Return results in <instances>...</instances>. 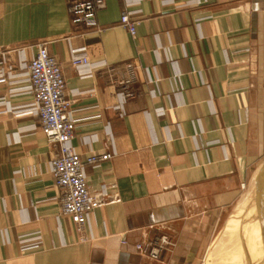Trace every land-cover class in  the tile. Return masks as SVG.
Masks as SVG:
<instances>
[{
    "label": "crops",
    "instance_id": "1",
    "mask_svg": "<svg viewBox=\"0 0 264 264\" xmlns=\"http://www.w3.org/2000/svg\"><path fill=\"white\" fill-rule=\"evenodd\" d=\"M67 2L0 0V264H200L264 156V0H104L100 30L73 25ZM40 42L73 101L72 146L83 160L112 153L86 166L99 205L84 242L60 212L57 147L29 111ZM160 233L173 239L161 260L137 251Z\"/></svg>",
    "mask_w": 264,
    "mask_h": 264
},
{
    "label": "built area",
    "instance_id": "2",
    "mask_svg": "<svg viewBox=\"0 0 264 264\" xmlns=\"http://www.w3.org/2000/svg\"><path fill=\"white\" fill-rule=\"evenodd\" d=\"M104 5V0H68L67 8L71 23L95 30L102 29L96 21V13ZM119 24L132 36L135 35L137 21L131 18L128 6L121 11ZM68 63L77 69L91 65L87 56H77L74 53ZM25 67L28 74V89L33 95L32 108L29 111L39 116L42 133L57 147L49 163L53 184L60 191L61 215L70 218L78 234V241L84 242L88 239L86 224L89 215L99 205L98 199L89 190L86 166H97L111 158L112 153L110 151L90 153L83 160L72 146L77 121L76 112L72 109V99L68 97L61 65L44 42L36 44ZM125 67L128 75L120 87L122 102L135 95L132 89L135 79L134 64L128 61ZM37 245L35 242L23 243L21 247L22 250H27ZM172 245V237L167 233H160L152 239L137 243L135 247L142 255L153 260H161Z\"/></svg>",
    "mask_w": 264,
    "mask_h": 264
},
{
    "label": "water",
    "instance_id": "3",
    "mask_svg": "<svg viewBox=\"0 0 264 264\" xmlns=\"http://www.w3.org/2000/svg\"><path fill=\"white\" fill-rule=\"evenodd\" d=\"M251 214L255 218L262 217V220L264 218V157L251 173L245 190L242 192L220 231L208 247L207 254L221 238L227 236V234H233V240L226 245L227 248L225 247L226 249H224L225 255L223 254L222 257L225 259V264H234L236 262V257H234L235 253L239 251L240 246H244L243 230ZM262 228H264L263 222ZM217 263L220 264V262ZM205 264H213L212 258L208 259L206 256Z\"/></svg>",
    "mask_w": 264,
    "mask_h": 264
},
{
    "label": "bare ground",
    "instance_id": "4",
    "mask_svg": "<svg viewBox=\"0 0 264 264\" xmlns=\"http://www.w3.org/2000/svg\"><path fill=\"white\" fill-rule=\"evenodd\" d=\"M249 218L250 223L247 221L243 230L244 246H238L239 251L233 255L236 257L234 264H264L263 220L262 217L255 218L253 214Z\"/></svg>",
    "mask_w": 264,
    "mask_h": 264
},
{
    "label": "rangeland",
    "instance_id": "5",
    "mask_svg": "<svg viewBox=\"0 0 264 264\" xmlns=\"http://www.w3.org/2000/svg\"><path fill=\"white\" fill-rule=\"evenodd\" d=\"M263 47H264V44H263ZM264 157V156H263ZM262 157V158H263ZM262 158L259 160L258 164L260 163V161L262 160ZM257 164V165H258ZM245 183H242V188H243V191L245 190ZM263 225H264V218H263ZM220 230H218L219 232ZM218 232L215 234V236L212 238L211 242L214 240V238L216 237V235L218 234ZM233 234H227V236L221 238L219 240V242L217 244H215L209 251V253L207 254L208 252V249L205 253V255L202 257V260H201V263L200 264H205V260H206V256L207 258H212L213 260V264H219L217 262H220V264H225V259L224 257H222V255L225 253L224 252V249H226V245L229 244L232 240H233ZM210 242V244H211ZM209 244V246H210ZM226 247V248H225ZM230 248V247H229ZM227 254V253H226ZM225 255V254H224ZM229 264V263H228Z\"/></svg>",
    "mask_w": 264,
    "mask_h": 264
}]
</instances>
